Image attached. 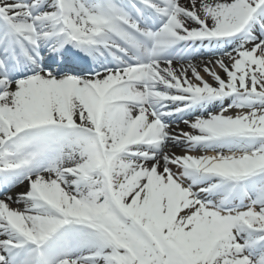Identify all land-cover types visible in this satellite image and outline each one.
<instances>
[{
    "label": "snow or ice",
    "instance_id": "snow-or-ice-1",
    "mask_svg": "<svg viewBox=\"0 0 264 264\" xmlns=\"http://www.w3.org/2000/svg\"><path fill=\"white\" fill-rule=\"evenodd\" d=\"M0 264H264V0H0Z\"/></svg>",
    "mask_w": 264,
    "mask_h": 264
},
{
    "label": "bare ground",
    "instance_id": "bare-ground-1",
    "mask_svg": "<svg viewBox=\"0 0 264 264\" xmlns=\"http://www.w3.org/2000/svg\"><path fill=\"white\" fill-rule=\"evenodd\" d=\"M208 59H211V57H209V56L199 57L198 56L192 61L193 63L198 64L200 66L199 70L201 71L202 75H204V73H203V70H202L203 69V64L201 63V61H207ZM173 63H174L175 67H179V64L176 61H174ZM235 111L236 110H233V112L231 114H235ZM174 127H176V126L174 125ZM170 150L175 152V153H177V154L180 153L179 149H178V146H170ZM25 190H26L25 185H20V186H17V187L12 189V194L16 195L18 193L24 192ZM12 207H22V205L13 204Z\"/></svg>",
    "mask_w": 264,
    "mask_h": 264
},
{
    "label": "rangeland",
    "instance_id": "rangeland-1",
    "mask_svg": "<svg viewBox=\"0 0 264 264\" xmlns=\"http://www.w3.org/2000/svg\"><path fill=\"white\" fill-rule=\"evenodd\" d=\"M217 71H219V69H217ZM221 75H223V73H221ZM205 79H210V78H209L207 75H205ZM180 129H183V130H185V131H190V129H189L186 125H184L183 122H180V123H179V129H178V131H179ZM180 151H181L180 154H183L184 149H183L182 147H180ZM193 154H202V153H193ZM211 154H212V153H211Z\"/></svg>",
    "mask_w": 264,
    "mask_h": 264
}]
</instances>
